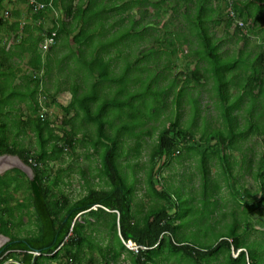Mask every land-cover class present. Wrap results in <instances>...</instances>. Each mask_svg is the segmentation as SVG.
<instances>
[{"label": "trees", "instance_id": "16d2710c", "mask_svg": "<svg viewBox=\"0 0 264 264\" xmlns=\"http://www.w3.org/2000/svg\"><path fill=\"white\" fill-rule=\"evenodd\" d=\"M232 7L241 26L226 0H27L22 18L0 17L14 31L0 46V155L32 171L0 175V264H264V228L250 240L251 216L264 219V0ZM178 51L189 63L175 71ZM60 92L70 99L51 118ZM78 148L95 174L73 167ZM189 157L198 187L192 173L166 183L171 159ZM74 171L71 199L61 186Z\"/></svg>", "mask_w": 264, "mask_h": 264}, {"label": "rangeland", "instance_id": "374dc122", "mask_svg": "<svg viewBox=\"0 0 264 264\" xmlns=\"http://www.w3.org/2000/svg\"><path fill=\"white\" fill-rule=\"evenodd\" d=\"M46 26H50V22L47 21L46 22ZM217 33L221 34V30L220 27H217ZM232 46V44H230ZM230 45H227V47H231ZM241 45V44H240ZM174 61L176 62V68L175 71L177 70H181L186 64L189 63V61L186 60L185 57H183L182 52L178 51L176 57L174 58ZM190 68L193 67V64L189 65ZM195 91H193V95H194ZM70 99V93L69 92H60L56 94V101L57 103H59L61 105V107H57L56 105H52L48 108V115L53 118L54 116H58V118L61 116L62 114V107L65 106L68 101ZM199 101L200 104H205L206 102L209 103L208 105V110L206 112V114L208 116H213L215 115L216 111L215 109L212 107V105L210 104V100L207 96V93L205 91H202L199 95ZM56 125H58V123H55ZM146 142L144 143L143 149H142V154L140 157V161L142 163H147V159H148V152L150 150L151 147V143L154 139V135L152 137H149L148 135H146ZM81 148H78V155L76 154V158L74 159L73 163V167H82L83 169L86 170L85 176L89 177V175H93L95 174V170L93 168H99V161L98 160H93L89 163V160H87L85 158V156L81 153ZM262 150V144L261 143H256L253 145V152H254V160L257 159V157L260 155V152ZM240 156L239 153H235V157L238 158ZM255 162V161H253ZM53 164V163H52ZM66 163H54V168H62L65 167ZM90 164V169H88V165ZM1 165V162H0ZM88 169V170H87ZM9 170V169H7ZM164 174L163 176L166 177L169 181L166 183H172V185L176 186L181 184V181L186 182L187 183V179L186 176L192 173V178L190 180L189 183L194 184L195 187H198L199 185V179H198V174L196 169L194 168V161L191 157L184 159V158H180V159H171V161L169 162V164L167 165V168L163 169ZM216 170L215 167L214 168H210V177L211 178H216ZM2 174V173H1ZM8 176V175H6ZM82 176L80 175V173L77 172H72L71 174H69L68 177H65V180L67 181L69 185H67L66 187L61 186V188L63 189L64 192L68 193V195L70 196V198H76L78 197V192L81 190V182H82ZM137 183H136V202L143 204V211H145L149 205V198L148 195L146 194V184L144 182V172L142 170H139L137 173ZM95 181H97V178L94 176L93 177ZM171 181V182H170ZM242 182L243 184L250 189V191H253V189L256 188V183L253 181V179L251 178V176L249 174H244L243 178H242ZM69 186V187H68ZM224 194H227L226 189H222ZM222 190L221 193L219 195V198L217 199L220 203H222V201L224 200H220L222 196ZM19 197H21V195H18ZM229 207L225 208V210H228ZM257 219H261L260 221L264 222V219L260 218V213L259 214H254L253 216H251L250 218V222H252V227H254L256 230L254 232L251 233L250 235V240L252 239H260V237L262 236V234L260 233V231L264 228V224H260L258 223L256 220ZM27 220V217H24V221ZM28 227V225H27ZM187 233V232H185ZM234 255H236V253H234ZM117 264H128L127 261H125L124 259L120 260ZM169 264H175L174 262H171Z\"/></svg>", "mask_w": 264, "mask_h": 264}, {"label": "crops", "instance_id": "0c3cea01", "mask_svg": "<svg viewBox=\"0 0 264 264\" xmlns=\"http://www.w3.org/2000/svg\"><path fill=\"white\" fill-rule=\"evenodd\" d=\"M26 3H27V0H1L0 1V17L1 16L6 17V18L9 17L8 18L9 21L16 20L17 19L16 17L22 18V15H24L26 11ZM14 11L16 12V16H15ZM13 32L9 31L7 24L0 28V46L3 44H6V48H7L11 44ZM6 37H8L7 40H6ZM21 106L24 107V105H21ZM23 110L25 111V108H23Z\"/></svg>", "mask_w": 264, "mask_h": 264}, {"label": "water", "instance_id": "95a60500", "mask_svg": "<svg viewBox=\"0 0 264 264\" xmlns=\"http://www.w3.org/2000/svg\"><path fill=\"white\" fill-rule=\"evenodd\" d=\"M0 161L3 164L0 165V174L10 168H18L26 175L32 177L31 168L21 161L16 155H0ZM9 241V237L0 233V247Z\"/></svg>", "mask_w": 264, "mask_h": 264}, {"label": "built area", "instance_id": "2783aa9c", "mask_svg": "<svg viewBox=\"0 0 264 264\" xmlns=\"http://www.w3.org/2000/svg\"><path fill=\"white\" fill-rule=\"evenodd\" d=\"M227 4H228V13H229V17L231 18H234L235 20H233V24L232 25H242V21L241 19H238L234 10H233V3H234V0H226ZM35 6L37 7H42L43 5L42 4H35ZM53 43V38L50 37V38H46L44 43H43V48H46L47 46H49V44ZM41 117V119H45L46 115L44 113H41L39 115ZM129 248L131 249H134V250H137V245L133 244V243H130V242H127L126 244Z\"/></svg>", "mask_w": 264, "mask_h": 264}, {"label": "bare ground", "instance_id": "6f19581e", "mask_svg": "<svg viewBox=\"0 0 264 264\" xmlns=\"http://www.w3.org/2000/svg\"><path fill=\"white\" fill-rule=\"evenodd\" d=\"M1 162V164H3V161H0ZM9 237V236H8ZM127 242H130V243H133V244H135V245H137L135 242H133V241H127ZM127 242H125V244H127ZM127 246V245H126ZM128 247V246H127ZM129 248V247H128ZM138 248H141V246H138L137 245V250H134V249H131V248H129L130 250H133V251H138ZM36 254V252H34V255Z\"/></svg>", "mask_w": 264, "mask_h": 264}]
</instances>
